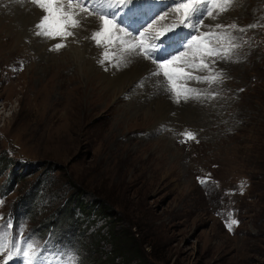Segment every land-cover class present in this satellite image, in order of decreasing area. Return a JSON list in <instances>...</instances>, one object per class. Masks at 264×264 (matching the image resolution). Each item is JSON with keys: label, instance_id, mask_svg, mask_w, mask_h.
Listing matches in <instances>:
<instances>
[{"label": "rangeland", "instance_id": "374dc122", "mask_svg": "<svg viewBox=\"0 0 264 264\" xmlns=\"http://www.w3.org/2000/svg\"><path fill=\"white\" fill-rule=\"evenodd\" d=\"M4 1L0 0V226L10 222L14 235L19 231L20 239L38 241L51 264H63L66 254H76L78 264H139V258L150 264H264V0H236L218 20L204 21L235 23L238 28L259 25L245 33L227 29L242 46L232 60L214 66L227 77L213 86L219 93L215 99L174 103L162 88L167 82L155 86L148 80L152 76L142 74L139 80H148L149 89L138 98H148L149 104L136 108L129 97L135 80L106 75L93 42L84 38L97 24L96 17L84 22L78 43L49 51L58 40L34 36ZM133 2L143 5L136 10L139 18L152 17L139 31L158 35L173 25V30L181 27L183 10L165 8L171 0ZM14 6L35 22L41 15L27 0ZM213 7L215 12L217 6ZM156 8L160 15L154 17ZM155 18L162 25L159 32L154 26L148 29ZM180 57L174 66L193 75L206 74L190 67L193 62L199 67L201 59H213L192 49ZM140 58L145 61L142 56L132 60L134 72L141 67ZM54 63L62 65L55 80L50 65ZM156 78L163 79H152ZM84 83L92 88L86 95L87 100L93 96L90 105L82 96ZM198 105L206 115L189 116ZM181 116L197 119L191 124ZM185 130L195 133L196 140L181 143ZM76 192L86 208L75 203L69 207ZM231 219L238 224L230 231ZM112 229L127 232L134 255L112 254Z\"/></svg>", "mask_w": 264, "mask_h": 264}, {"label": "snow or ice", "instance_id": "6c2138e0", "mask_svg": "<svg viewBox=\"0 0 264 264\" xmlns=\"http://www.w3.org/2000/svg\"><path fill=\"white\" fill-rule=\"evenodd\" d=\"M27 2L41 13L33 25V35L45 41L58 40L48 48L49 51L58 52L67 47L69 38L78 43V32L84 29V22L89 17H96L97 24L91 30V34L84 38L93 42L96 48L105 47L97 62L107 71L110 67L119 70L131 63L135 57L142 56L145 60H151L156 67L150 71L149 76H162L163 79H157L155 83L159 86L166 81L164 91L171 93L170 98L177 104L181 101L188 103L195 100L203 103L205 99H215L219 93L212 91L213 86L222 84L227 77L222 69L214 66L220 61L232 60L235 50L242 46L238 42L239 38L227 29H238L239 32L245 33L248 29L259 26L251 24L245 28H238L235 23L224 25L219 22L215 25H205L206 18L218 20L222 13L232 9L236 0H171L165 8L174 5L175 11L183 10L181 27L173 30L176 27L173 25L166 33L158 35L148 33L147 29L139 31L143 23L152 17L148 16L143 20L139 18L136 10L143 5L134 3L133 0H27ZM213 6H217L215 12ZM150 28L151 23L148 24V29ZM201 28L210 30L200 32ZM137 32L139 35H136ZM121 33L124 35H120ZM225 44L227 47H224ZM107 45L113 47L109 49ZM188 49L200 52L202 56L213 57L210 62L201 59L199 67L195 62L190 65L197 72L206 74L193 75L174 66L173 62L179 60L180 56H185ZM177 52L180 53L179 56L176 55ZM181 78H185L184 83H180ZM190 81L205 84L207 87H196L189 83ZM181 135L184 137L181 143L196 140V134L191 131L185 130ZM2 203L0 200V205ZM235 224H238V221L231 219L227 225L230 231L231 226ZM12 227L10 222L0 226V264H14L15 261H19L20 264H51L47 257L42 256L38 241L30 237L20 239L23 234L17 231L14 235L11 232ZM63 264H78L76 254H66Z\"/></svg>", "mask_w": 264, "mask_h": 264}, {"label": "bare ground", "instance_id": "6f19581e", "mask_svg": "<svg viewBox=\"0 0 264 264\" xmlns=\"http://www.w3.org/2000/svg\"><path fill=\"white\" fill-rule=\"evenodd\" d=\"M6 1H4V3H5ZM7 2H8V4H10V10H11V12H13V13H15L16 14V16H17V18L18 19H20L21 21H22V23L21 24H23L25 27H26V29H29V30H31V31H33V25L36 23L35 21H34V19H33V17H30V16H28L27 14H25L20 8H18V7H16V6H14V5H16V3L18 2V0H7ZM6 2V3H7ZM144 3V2H143ZM145 4V3H144ZM151 7H153V6H155V7H157L158 8V5L157 4H152V3H150L149 4ZM251 5V4H250ZM19 6H20V4H19ZM30 8V7H29ZM32 8V7H31ZM146 8V7H145ZM156 8V10L154 11V17H156V16H159L160 15V12H158V9ZM2 10V9H1ZM138 10V9H137ZM139 10H140V8H139ZM30 11H32V9L30 10ZM160 11H161V9H160ZM236 12V11H235ZM156 13H159L158 15H156ZM32 14V13H31ZM36 14V13H35ZM10 15V14H9ZM227 15V14H226ZM6 16V15H5ZM147 16V15H146ZM35 17V16H34ZM15 19H16V17H15ZM19 21V20H18ZM90 23V22H89ZM224 23V22H223ZM20 24V25H21ZM215 24V23H214ZM13 25V24H12ZM22 26V25H21ZM152 26H154L155 28H156V30L159 32L160 30H161V28H162V25L160 24V22H158L157 20H156V18L154 19V21H153V24H152ZM164 27V26H163ZM20 28V27H19ZM164 29V28H163ZM25 31V30H24ZM23 31V32H24ZM22 33V32H21ZM23 34V33H22ZM22 34H20V35H22ZM83 34H84V32H78V39H81L82 37H83ZM85 34H86V32H85ZM37 39V38H36ZM83 39V38H82ZM69 41H72L73 43H75V41L73 40V38H69ZM80 41V40H79ZM86 41H87V39H86ZM37 42V41H36ZM45 43V42H44ZM86 43V42H85ZM90 43H91V41H90ZM39 45H40V43H39ZM38 45V46H39ZM42 45H44L43 43L41 44V46ZM76 45V44H75ZM82 45H83V43H82ZM45 46V45H44ZM48 46V45H47ZM85 46V45H84ZM40 47V46H39ZM50 47V46H49ZM75 47V46H74ZM92 47V46H91ZM38 48V47H37ZM69 48V47H68ZM78 48H79V46H78ZM93 48V47H92ZM39 49V48H38ZM43 49V48H42ZM69 50V49H68ZM93 50V49H92ZM102 50L104 51L105 50V48H103L102 47ZM45 51V50H44ZM73 51H75V50H73ZM94 51H95V55H96V58L97 59H99V56H100V53H101V50L99 49V48H96V47H94ZM43 52V51H42ZM77 52V51H76ZM79 52V51H78ZM89 52V51H88ZM92 53V52H91ZM73 54H75V53H73ZM177 55H180V54H177ZM81 56V55H80ZM184 57V56H183ZM187 57V56H186ZM85 58H86V56H85ZM181 58V57H180ZM182 59V58H181ZM190 59V58H189ZM189 59H187V60H189ZM88 60H90V59H88ZM93 60V59H92ZM133 60V59H132ZM137 61H139L140 63H141V67H135V72H134V69H133V65H135V63L133 64V62H131V63H128L127 64V66H125V67H122V68H120L119 70H117V69H115V68H109L107 71L104 69V67H103V69L105 70V72H106V75H111V77H113L114 78V80H118V81H125V80H135V83H137L136 85H134V87H132L133 88V90L131 91L132 93H131V96H129V97H131V104H132V106L133 107H141V106H146V104H147V99H146V101L145 100H143L144 99V96H142L143 98L142 99H140V98H138V95H140L142 92H144L145 93V91H146V89H149V88H147V85H148V80L150 81V82H152V83H154L155 84V86H157V84L155 83V81L157 80V78L156 79H152L151 77L150 78H148V80L147 81H143L142 79L141 80H139L140 79V77L141 76H139V75H142V74H149L150 73V71L153 69V66L152 65H150L146 60L145 61H143V60H141V58L140 59H138ZM183 61V60H182ZM150 62V61H149ZM175 62V61H174ZM138 63V62H137ZM45 64V63H44ZM55 64V63H54ZM50 64L51 65V68H55V69H53V73H54V80L56 79V75H57V77H58V72H59V69L61 68V63L60 64ZM63 64V63H62ZM176 64H179V63H177V61H176ZM136 65H138V64H136ZM187 65H189V64H187ZM200 65V64H199ZM38 67V66H37ZM49 67V66H48ZM176 67H177V65H176ZM42 68V67H41ZM94 68V67H93ZM101 68V67H100ZM190 70V69H189ZM195 70V69H194ZM103 71V70H102ZM41 72H43L44 73V70H42L41 69ZM91 72V71H90ZM188 72V71H187ZM133 73H135V75H133L132 76V74ZM143 76V75H142ZM105 78V77H104ZM145 78V77H144ZM83 79V78H82ZM84 80V79H83ZM82 80V81H83ZM99 80V79H98ZM145 80V79H144ZM59 82V81H58ZM63 82V81H62ZM69 82V81H68ZM93 82V81H92ZM92 82L89 84V85H91L92 84ZM166 82V81H165ZM65 83V82H64ZM97 83V82H96ZM102 83V82H101ZM58 84H60V85H62L61 83H58ZM68 84H70V83H68ZM88 84V83H87ZM87 84H82L83 86H84V89H85V95L83 94L82 96L87 100L88 99V97H86V95H91V91H92V88H90L89 87V85H87ZM116 84V83H115ZM122 83H119L118 85H121ZM193 84V83H192ZM81 85V86H82ZM114 85V84H113ZM130 85V84H129ZM163 85H165L166 86V84H163ZM79 86V85H78ZM125 86V85H124ZM151 86V85H150ZM165 86H163L162 88H164ZM94 87V86H93ZM96 87V86H95ZM120 87V86H119ZM97 88V87H96ZM121 88V87H120ZM126 88V87H125ZM129 88V87H128ZM157 88H159L160 89V87H157ZM79 89V88H78ZM95 89V88H94ZM122 89V88H121ZM127 89V88H126ZM150 89H152V88H150ZM82 90H83V88H82ZM99 91L101 90V88H99L98 89ZM120 90V89H119ZM130 90V89H129ZM80 91H81V89H80ZM79 91V92H80ZM150 91V90H149ZM151 93V92H150ZM162 93V92H161ZM169 93V92H168ZM82 94V93H81ZM96 94V93H95ZM126 94V93H125ZM156 94H157V92H156ZM171 94V93H170ZM112 95V94H111ZM153 95V94H152ZM54 96V95H53ZM59 97V96H58ZM103 97V96H102ZM112 97V96H111ZM151 97V96H150ZM153 97V96H152ZM164 97V96H163ZM91 98V97H90ZM115 98V97H114ZM55 99V98H54ZM130 99V98H129ZM153 98H151V100H152ZM170 99V98H169ZM62 100V99H61ZM68 100V99H67ZM150 100V99H149ZM158 100V99H157ZM160 100V99H159ZM172 100V99H171ZM94 101V99H93V96H92V98H91V100L89 99V100H87V101H85V104H88V105H90L91 104V102H93ZM173 101V100H172ZM153 103V102H152ZM181 103H183V101H181ZM195 103V102H194ZM84 104V103H83ZM84 104V105H85ZM149 104V103H148ZM147 104V105H148ZM155 104V103H154ZM166 104H168V103H166ZM196 104V103H195ZM87 105V106H88ZM162 105V104H161ZM172 105H176V104H173L172 103ZM172 105H169L171 108H174ZM188 105V104H187ZM73 105H71L70 107H72ZM75 106V105H74ZM87 106H86V108H87ZM164 106H166V105H164ZM181 106H183V105H181ZM217 106V105H216ZM69 107V106H68ZM147 107V106H146ZM178 107V106H177ZM199 107V108H198ZM198 107H196L195 109H194V111H192V113L189 115V116H192L193 114H195V112H197L195 115H197V117L198 116H204V115H206V114H204V113H201L199 110H200V105H198ZM85 108V109H86ZM164 108V107H163ZM166 108V107H165ZM75 109V108H74ZM162 109V108H161ZM177 109H180V108H176L175 107V109L174 110H177ZM182 109V108H181ZM180 109V110H181ZM141 110V109H140ZM147 110V109H146ZM167 110V109H166ZM186 111H188V110H186ZM125 112L126 111H124V113L123 114H125ZM147 112V111H146ZM149 112V111H148ZM169 112H171V111H169L168 110V113ZM190 112V111H189ZM172 113V112H171ZM155 114V116H156V113H154ZM172 114H174L173 116L174 117H176V115H175V113H172ZM153 115V114H152ZM168 115V114H167ZM207 115H208V113H207ZM124 116V115H123ZM125 117V116H124ZM123 118V117H122ZM167 118V117H166ZM181 119H182V121H185V122H189V123H191V124H193V122L197 119V118H195V119H191V118H188V119H184L182 116L180 117ZM207 119H208V117L206 116V121H207ZM166 122V121H165ZM164 122V123H165ZM168 122V121H167ZM181 122V121H180ZM197 122V121H196ZM203 123V122H202ZM192 126H194V125H192ZM168 140V139H167Z\"/></svg>", "mask_w": 264, "mask_h": 264}, {"label": "trees", "instance_id": "16d2710c", "mask_svg": "<svg viewBox=\"0 0 264 264\" xmlns=\"http://www.w3.org/2000/svg\"><path fill=\"white\" fill-rule=\"evenodd\" d=\"M69 199H70L69 207H71L70 204L75 203L80 208H86L85 205H83V201L81 200L80 192H76V194L70 196ZM90 211L89 213H91ZM111 240L113 242L112 244L113 255H118L123 253V255L129 254V256H132L134 255V252H136V249L135 250L132 249L131 240L129 239L127 232L123 230H121V232H116V230L114 231V229H112ZM139 259H140L139 264H150L148 261L144 260L143 258H139Z\"/></svg>", "mask_w": 264, "mask_h": 264}]
</instances>
